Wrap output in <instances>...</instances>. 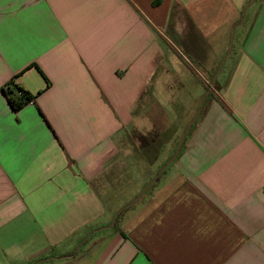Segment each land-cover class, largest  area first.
I'll list each match as a JSON object with an SVG mask.
<instances>
[{
  "label": "crops",
  "instance_id": "crops-1",
  "mask_svg": "<svg viewBox=\"0 0 264 264\" xmlns=\"http://www.w3.org/2000/svg\"><path fill=\"white\" fill-rule=\"evenodd\" d=\"M250 1L0 0V264H264V0ZM11 79L34 95L18 111ZM176 89L203 107L173 167L145 170L159 156L131 135L153 133Z\"/></svg>",
  "mask_w": 264,
  "mask_h": 264
},
{
  "label": "rangeland",
  "instance_id": "rangeland-1",
  "mask_svg": "<svg viewBox=\"0 0 264 264\" xmlns=\"http://www.w3.org/2000/svg\"><path fill=\"white\" fill-rule=\"evenodd\" d=\"M245 12L246 9L244 10V12L242 10L243 17L245 15ZM185 27L186 28L184 31V37H187V21L185 23ZM233 41H234V31H233L232 43ZM211 76L207 77L206 80H202L204 82L205 90H208L209 97H211V95L216 91V85L215 83L212 85ZM199 77L203 79L205 75L202 74ZM179 93H180L179 89H176V92L173 94H165V95L162 94L160 104L163 110L161 111V119H159L161 120V122H159V125L155 128L152 134L144 136L143 138H140L139 136L138 138H136L135 136L136 134L135 135L133 134L134 136L131 135L130 138V141H132L131 149L138 151H142V150L149 151L153 149L154 155L157 154L159 156L158 160H155L154 155H153L154 159L144 158L143 167L145 168V170L146 168H149L151 166L152 161L154 162L157 161L158 172L164 169L165 167L168 170L170 167H173L176 158L179 155L180 150L182 148H185V139H183L179 152L174 156L176 147L178 145V142L182 134L184 133V131H186L188 123L192 120V118L201 111L205 99L201 98L196 100L197 102L196 101L194 102L193 96H190L187 92H184L180 96ZM190 107H196V108H194L195 110L193 109L195 112L193 113V116L188 120L187 116L189 114L188 112L190 110ZM151 136L153 137V143H151L152 140ZM185 136H187V132ZM130 168L133 169L134 167L129 165L128 171L126 170L128 172L127 180H123L124 175H122L123 183L127 182V185L129 186L131 184L128 183H130L132 180ZM146 174L147 171H145V176ZM138 177L141 178L139 174ZM163 178L164 176L160 177V181Z\"/></svg>",
  "mask_w": 264,
  "mask_h": 264
},
{
  "label": "trees",
  "instance_id": "trees-1",
  "mask_svg": "<svg viewBox=\"0 0 264 264\" xmlns=\"http://www.w3.org/2000/svg\"><path fill=\"white\" fill-rule=\"evenodd\" d=\"M1 92L13 111H18L34 99V95L24 90L14 79L3 86Z\"/></svg>",
  "mask_w": 264,
  "mask_h": 264
},
{
  "label": "water",
  "instance_id": "water-1",
  "mask_svg": "<svg viewBox=\"0 0 264 264\" xmlns=\"http://www.w3.org/2000/svg\"><path fill=\"white\" fill-rule=\"evenodd\" d=\"M250 2L252 3L253 0H251ZM244 10H245V9H244ZM244 10H243V12H244ZM229 49H230V48H229ZM221 65H222V62L219 63V66H218L217 72L215 73V75H214L213 78H212V85L214 84L215 77H216L218 71L220 70ZM204 98H205V95L203 96V99H204ZM202 102H203V100H202ZM196 115H197V114H196ZM196 115L193 117V119L196 117ZM193 119H192V120H193ZM192 120L188 123V126H187L186 131H184V133L182 134V136H181V138H180V140H179V142H178V145H177V147H176V150H175V154H174V156L179 152L180 147H181V144H182V142H183V139H184V137H185V135H186V132H187V130L189 129V127L191 126ZM174 156H173V157H174ZM173 157H172V158H173Z\"/></svg>",
  "mask_w": 264,
  "mask_h": 264
}]
</instances>
